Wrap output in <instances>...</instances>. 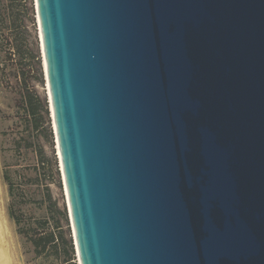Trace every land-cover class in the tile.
Returning <instances> with one entry per match:
<instances>
[{"label":"water","instance_id":"1","mask_svg":"<svg viewBox=\"0 0 264 264\" xmlns=\"http://www.w3.org/2000/svg\"><path fill=\"white\" fill-rule=\"evenodd\" d=\"M78 264H264V0H34Z\"/></svg>","mask_w":264,"mask_h":264},{"label":"rangeland","instance_id":"2","mask_svg":"<svg viewBox=\"0 0 264 264\" xmlns=\"http://www.w3.org/2000/svg\"><path fill=\"white\" fill-rule=\"evenodd\" d=\"M23 3L26 14L20 32L32 56L37 58L30 61L26 58L24 62L30 71L27 83L20 76L18 69L22 62L17 57L11 86L0 77V220L14 264H78L48 102L35 2ZM6 31L14 45L15 32L9 27ZM23 92H31L40 106L47 103L50 114L46 116L40 109L43 120L39 127L26 111ZM5 171L13 180L15 195L20 200L15 209L21 218L19 226L9 213L12 199ZM20 228L28 237L37 232L51 235L53 242L42 256H37Z\"/></svg>","mask_w":264,"mask_h":264},{"label":"trees","instance_id":"3","mask_svg":"<svg viewBox=\"0 0 264 264\" xmlns=\"http://www.w3.org/2000/svg\"><path fill=\"white\" fill-rule=\"evenodd\" d=\"M23 1L24 0H0V77L7 86H11L12 75L14 73L13 67L16 61L15 57H17L18 61L22 62L20 69L18 70L24 83H27V80H29L28 76L30 72L29 68H27V64L24 63L26 60H28L26 58H29V61L32 58H37L36 56H32V52L30 51L26 40L24 37H22V33L20 32V27L25 21L26 14ZM7 27L15 32L14 45L10 43V38L6 31ZM13 51L15 53H13ZM23 94L25 95L24 106L26 111H28V113L31 115V118H33L36 127H39L43 120L40 109H43V112L46 116L50 114L47 108V103L43 106H40V102L31 92H23ZM4 178L9 185V195L12 199V202L9 206V213L11 218H13L15 223L19 226L21 225V218L15 214V209L19 205L20 200H18L15 195V184L9 176L8 171H5ZM19 232L24 234L28 240L31 241L37 256H42L53 242V236L51 235L37 232L33 236L28 237L26 233L21 231V228ZM71 250L74 252L73 245H71Z\"/></svg>","mask_w":264,"mask_h":264},{"label":"bare ground","instance_id":"4","mask_svg":"<svg viewBox=\"0 0 264 264\" xmlns=\"http://www.w3.org/2000/svg\"><path fill=\"white\" fill-rule=\"evenodd\" d=\"M43 66H44V63H43ZM44 72H45V68H44ZM45 77H46V75H45ZM47 90H48V88H47ZM52 120H53V118H52ZM53 128H54V126H53ZM56 150H57V156H58L59 154H58L57 145H56ZM58 159H59V156H58ZM65 196H66V194H65ZM3 227L4 226L2 224V221L0 220V264H14L13 259H12V255L10 252V248L8 247V244L6 241V234H5V230Z\"/></svg>","mask_w":264,"mask_h":264}]
</instances>
